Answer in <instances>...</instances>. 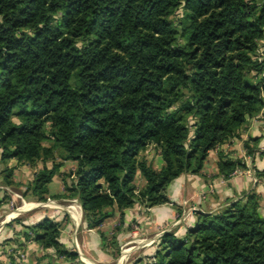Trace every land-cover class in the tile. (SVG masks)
Segmentation results:
<instances>
[{
	"label": "trees",
	"instance_id": "trees-1",
	"mask_svg": "<svg viewBox=\"0 0 264 264\" xmlns=\"http://www.w3.org/2000/svg\"><path fill=\"white\" fill-rule=\"evenodd\" d=\"M262 40L264 0H0L1 183L45 202L63 163H76L55 198L76 199L90 230L115 212L168 203L171 182L199 174L210 151L264 111ZM259 140L243 143L249 156ZM149 147L159 171L146 160ZM217 155L225 180L244 168ZM11 160L41 164L23 191ZM9 201L4 192L0 212ZM258 208L250 193L197 213L183 238L160 237L150 264H264ZM61 224L44 217L22 236L63 264H84L60 242Z\"/></svg>",
	"mask_w": 264,
	"mask_h": 264
},
{
	"label": "crops",
	"instance_id": "crops-1",
	"mask_svg": "<svg viewBox=\"0 0 264 264\" xmlns=\"http://www.w3.org/2000/svg\"><path fill=\"white\" fill-rule=\"evenodd\" d=\"M249 138L260 139L257 149L250 156L246 155L243 146ZM219 151L227 154L231 160H241L244 168H237L229 179H223L217 167ZM263 153L264 111L247 120L238 139L210 151L199 174H183L171 182L166 190L168 203L150 209L137 205L126 210L123 218H120L119 212H115L100 227L92 230L86 228L76 199L55 198L64 194L62 175L74 171L77 166L72 161L64 162L59 175L48 184L45 202L22 198L21 209L9 210V202L3 206L0 212V254H6L11 249L12 254L9 256L13 257L10 260L16 264L18 262L15 257H23V254L27 264H63V260L57 259L51 249L45 250L22 236L26 226L48 217L62 223L60 242L76 253L79 250L87 264H131L138 260L145 264L159 249L158 243L162 235L174 231L178 238L184 237L186 230L196 223L197 213L217 212L253 193L258 198V212L264 218V180L256 175L257 171H264ZM145 156L156 171L163 167V161L155 149L148 148ZM8 166L15 168L13 181L21 185L22 191L32 181L35 171L41 168V164L32 169L17 164L15 160H11ZM2 168L0 164V172ZM72 179H67V184ZM133 183L137 188L145 185L139 173ZM4 188L8 187L0 180V199L4 192L10 201L20 194L16 190L14 191L18 194L9 193ZM23 214L25 217L19 218ZM16 219L21 220V223H14ZM10 260L4 264H10Z\"/></svg>",
	"mask_w": 264,
	"mask_h": 264
},
{
	"label": "rangeland",
	"instance_id": "rangeland-1",
	"mask_svg": "<svg viewBox=\"0 0 264 264\" xmlns=\"http://www.w3.org/2000/svg\"><path fill=\"white\" fill-rule=\"evenodd\" d=\"M182 16H183V12L180 10V11H178L177 13H176V15L173 17V20L174 21H176V26H177V28H179V25H178V23H179V21H181L182 20ZM257 56H260L261 58H263L264 59V40H262L261 42H260V48L257 50V53H256V56H255V58L257 57ZM190 122V121H189ZM150 148V147H149ZM153 149V148H152ZM246 152V151H245ZM246 155H248L247 153H246ZM146 157V156H145ZM240 162H241V164H242V161L240 160ZM9 190L11 191V192H13V193H15V191L14 190H12V189H10L9 188ZM17 193V192H16ZM15 193V194H16ZM18 194V193H17ZM17 196H19V197H14V200L12 201H9V210H13V211H15L16 209H21L22 207H23V201H22V197H21V195L20 194H18ZM25 217V214H23L22 216H20L19 218H24ZM183 238V237H182ZM159 250V249H158ZM157 250V251H158ZM7 251H9V252H7L6 254H0V258L1 259H3V260H0V261H2L1 263H5L6 261H8V260H10V258H12L11 257V255L9 256V254H12L11 253V249H8ZM77 254H78V257H79V260L82 262V263H84V264H87V262H86V258L84 257V255L83 254H81L80 253V251L79 250H77ZM12 260V259H11ZM10 260V261H11ZM156 259H155V253H154V255H152V257L150 256V259L149 260H146V263L145 264H150V263H152V262H154ZM15 261L16 262H18L17 264H27V262H26V256L23 254V257H15Z\"/></svg>",
	"mask_w": 264,
	"mask_h": 264
},
{
	"label": "built area",
	"instance_id": "built-area-1",
	"mask_svg": "<svg viewBox=\"0 0 264 264\" xmlns=\"http://www.w3.org/2000/svg\"><path fill=\"white\" fill-rule=\"evenodd\" d=\"M256 59L258 60V61H263L264 59L263 58H261L260 56H257L256 57ZM6 191H8L9 193L11 192L10 190H9V188H4ZM19 197V196H18ZM18 210V209H17ZM22 257V256H21Z\"/></svg>",
	"mask_w": 264,
	"mask_h": 264
}]
</instances>
